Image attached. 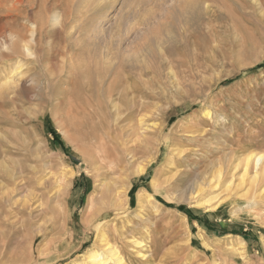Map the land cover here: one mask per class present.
Listing matches in <instances>:
<instances>
[{
	"label": "rangeland",
	"instance_id": "1",
	"mask_svg": "<svg viewBox=\"0 0 264 264\" xmlns=\"http://www.w3.org/2000/svg\"><path fill=\"white\" fill-rule=\"evenodd\" d=\"M263 167L264 0H0V264H264Z\"/></svg>",
	"mask_w": 264,
	"mask_h": 264
},
{
	"label": "bare ground",
	"instance_id": "2",
	"mask_svg": "<svg viewBox=\"0 0 264 264\" xmlns=\"http://www.w3.org/2000/svg\"><path fill=\"white\" fill-rule=\"evenodd\" d=\"M29 1V0H28ZM23 2V0H15V3H17V4H21ZM27 3H29V2H27ZM31 3V2H30ZM222 3H223V1H222ZM217 4H218V2H217ZM219 4H221V3H219ZM223 5V4H222ZM218 6V5H217ZM206 7V6H205ZM219 8H220V6H219ZM217 9V8H216ZM225 11V10H224ZM226 12V11H225ZM224 12V13H225ZM181 13V12H180ZM227 13V12H226ZM225 13V14H226ZM179 16V15H178ZM199 16V15H198ZM175 17H177V16H175ZM191 19H192V17H191ZM92 20V19H91ZM93 21V20H92ZM91 21V22H92ZM208 21H210V20H208ZM202 23H204L205 24V22H204V20L202 19V21H201ZM215 22V21H214ZM208 23V22H207ZM201 24V23H200ZM204 24H203V26H204ZM215 24H217V23H215ZM206 25V24H205ZM212 25V24H211ZM213 26H215V25H212V27ZM207 27V26H206ZM212 27H210L211 29H212ZM216 27V26H215ZM37 28H41L40 27V23H38V22H35V24H34V29L36 30ZM210 30V29H209ZM215 30V29H214ZM204 31H206V30H204ZM202 31H200V33H201ZM206 33V32H205ZM203 35V34H202ZM210 35V34H209ZM212 35V34H211ZM206 36H208V32H207V35ZM191 37V36H190ZM109 39V38H108ZM201 46V45H200ZM178 47V46H177ZM29 48V47H28ZM30 49V48H29ZM26 51V50H25ZM108 52V51H107ZM194 64V63H193ZM200 65V64H199ZM196 66V65H195ZM21 68V67H20ZM140 71V70H139ZM118 73V72H117ZM78 83H76V85H77ZM80 84L82 85V83L80 82ZM94 84V83H93ZM115 84V83H114ZM73 85V84H72ZM72 87H74V86H72ZM78 87V86H77ZM81 87V86H80ZM83 87V86H82ZM84 89V88H83ZM76 90V88L74 89V91ZM72 91V90H71ZM84 91V90H83ZM82 91V89H81V92H83ZM77 92H78V90H77ZM72 93H74V92H72ZM85 93V92H84ZM78 95V94H77ZM71 96H72V94H71ZM70 96V97H71ZM74 96V95H73ZM88 96V95H87ZM81 97V96H80ZM83 98H85V96L83 95ZM82 97H81V99H83ZM72 99H77L78 100V97L76 98H72ZM72 99H71V101H72ZM80 99V98H79ZM86 100H87V97L85 98ZM75 100H73V102L75 101ZM89 100V99H88ZM87 100V101H88ZM71 101L69 102V103H71ZM80 101V100H79ZM85 101H83L82 103H84ZM86 104H87V102H85ZM89 103V102H88ZM78 104H81V103H78ZM85 104V105H86ZM73 105H75V103L73 104ZM73 105H71V106H73ZM85 105H83V106H85ZM89 105V104H88ZM82 106V107H83ZM90 106V105H89ZM75 107H77L76 105H75ZM78 108V107H77ZM86 108H89V107H87L86 106ZM83 110H84V108H83ZM89 110V109H88ZM80 111H81V107H80ZM86 112V111H85ZM205 115H209V113L208 112H206L205 113ZM94 145V144H93ZM100 150V149H99ZM105 150V149H104ZM103 152V151H102ZM106 152V151H105ZM95 153V152H94ZM108 153H110V152H108ZM99 154V153H98ZM101 155H102V153H101ZM110 155H111V153H110ZM103 156V155H102ZM100 158V157H99ZM103 158V157H102ZM113 158V157H112ZM111 158V159H112ZM262 156H252V155H248L245 159H243L242 160V169H243V172H242V175H241V177H240V182L239 183H241L242 182V179L246 176V174H247V171H248V169L249 168H251V167H253V166H255L256 164L258 165V163L261 161L262 162ZM95 161V160H94ZM102 163V162H101ZM114 163V162H113ZM104 164V163H103ZM257 167V166H256ZM263 169H264V167H263ZM137 173H142L143 172V169H138V170H135ZM8 173V175H9V172H7ZM135 175H136V173H135ZM208 183V186H210L209 184V181H206V182H201V184H198L196 187H197V189H196V191L198 192V191H201L202 190V188H203V184L204 185H206ZM243 183V182H242ZM1 187V186H0ZM117 206V205H116ZM82 257H83V260L82 261H80V262H77V263H73V264H108L109 263V261H112V262H115L116 264H125L124 263V261H123V259H122V257L119 255V253H118V251L113 247V246H111V245H109V243L108 242H105L104 244H103V246H102V248L100 249V250H90L88 253H86V254H83L82 255Z\"/></svg>",
	"mask_w": 264,
	"mask_h": 264
},
{
	"label": "trees",
	"instance_id": "3",
	"mask_svg": "<svg viewBox=\"0 0 264 264\" xmlns=\"http://www.w3.org/2000/svg\"><path fill=\"white\" fill-rule=\"evenodd\" d=\"M52 135L54 136V139H56V136H55V134H54V133H52Z\"/></svg>",
	"mask_w": 264,
	"mask_h": 264
}]
</instances>
